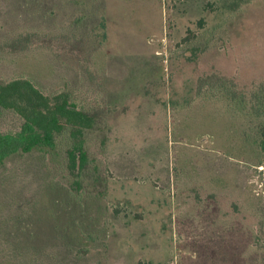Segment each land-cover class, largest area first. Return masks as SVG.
I'll return each instance as SVG.
<instances>
[{
	"label": "rangeland",
	"instance_id": "rangeland-1",
	"mask_svg": "<svg viewBox=\"0 0 264 264\" xmlns=\"http://www.w3.org/2000/svg\"><path fill=\"white\" fill-rule=\"evenodd\" d=\"M20 78L99 123L80 192L65 143L0 167V264H264V0H0Z\"/></svg>",
	"mask_w": 264,
	"mask_h": 264
},
{
	"label": "trees",
	"instance_id": "trees-1",
	"mask_svg": "<svg viewBox=\"0 0 264 264\" xmlns=\"http://www.w3.org/2000/svg\"><path fill=\"white\" fill-rule=\"evenodd\" d=\"M0 108L17 114L23 124L18 132H0V167L17 154L56 156L68 145V169L75 192L82 190V175L88 168L86 134L99 123L98 115L80 107L69 92L47 95L29 79L0 81ZM259 148L264 154V121L258 127Z\"/></svg>",
	"mask_w": 264,
	"mask_h": 264
}]
</instances>
